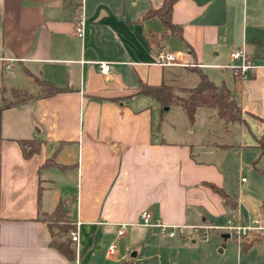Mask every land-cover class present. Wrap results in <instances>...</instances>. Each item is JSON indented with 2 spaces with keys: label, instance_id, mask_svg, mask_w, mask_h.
<instances>
[{
  "label": "crops",
  "instance_id": "1",
  "mask_svg": "<svg viewBox=\"0 0 264 264\" xmlns=\"http://www.w3.org/2000/svg\"><path fill=\"white\" fill-rule=\"evenodd\" d=\"M163 2L0 0V97L30 98L0 111V264H264V229L239 245L220 232L189 242L140 225L150 211L167 226L220 227L234 218L264 228V0H177L171 20L182 38L146 17ZM160 49L193 68L154 65ZM240 49L261 66L247 80L228 68ZM103 62L112 64L108 75ZM197 71L230 90L241 122L226 125L199 108L194 124L184 112L163 127L161 105L141 88H192ZM43 84L62 92L41 97ZM199 111L206 122L196 133ZM26 141L41 143L29 158ZM50 160L55 166L46 167ZM246 172L253 180L236 183ZM60 202L79 235L75 261L51 246L40 220ZM111 233L127 237L130 249L109 254L112 242L102 252ZM133 247L146 252L132 259Z\"/></svg>",
  "mask_w": 264,
  "mask_h": 264
},
{
  "label": "trees",
  "instance_id": "2",
  "mask_svg": "<svg viewBox=\"0 0 264 264\" xmlns=\"http://www.w3.org/2000/svg\"><path fill=\"white\" fill-rule=\"evenodd\" d=\"M176 2L177 0H164L160 9L150 11L146 17H158L170 34L182 38L183 28L175 26L171 20L172 11ZM197 74L200 77V82L195 87L176 90L172 85L164 83L158 87L143 86L140 93L153 97L161 105L162 109L171 107L182 108L191 124L195 123L196 113L199 108L215 110L219 119L226 125L241 122L242 108L238 101L232 97L230 90L225 85H217L202 71H197ZM42 86L46 91L43 92L41 97L62 92V90L53 85L43 84ZM47 90L49 91L47 92ZM13 93L16 94L17 91H13ZM29 100L30 98L25 95L21 100L12 101L11 104L0 107V111ZM21 145L24 150V156L29 158L33 153L37 152L41 143L26 141L22 142ZM262 154H264V150ZM50 166H55L54 160L46 163V167ZM213 189L224 196L223 192L217 187L213 186ZM40 220L47 223L50 229L52 236L51 246L70 261H75L76 248L70 236L71 232L75 230V225L70 217L67 204L60 202L54 213L42 214L40 215ZM121 264L135 263L133 260H130Z\"/></svg>",
  "mask_w": 264,
  "mask_h": 264
},
{
  "label": "built area",
  "instance_id": "3",
  "mask_svg": "<svg viewBox=\"0 0 264 264\" xmlns=\"http://www.w3.org/2000/svg\"><path fill=\"white\" fill-rule=\"evenodd\" d=\"M84 32V21L81 20L76 24V33L79 37L83 36ZM233 65L228 68L234 73V75L241 79L247 80L252 74L261 68V66L254 60V58L249 55L244 49L235 51L232 55ZM154 65L160 67H190L189 63L179 61L178 55L167 50L160 49L153 53L152 56ZM8 62H12L11 60ZM99 68L104 75H108L112 70V64L108 62H103L99 64ZM6 72L12 74V66L8 64L6 67ZM140 225L148 229L157 230L162 236L168 237L170 239H182L189 242L200 241L202 243L210 242V233L220 232L230 235V238L235 239L236 242L241 245L246 239L250 237L253 232L261 231L264 228L261 226V222L253 220L248 224L240 223L234 218H229L225 225L220 227H187V226H167L160 219L153 216L150 211H144L140 217ZM126 225H122L119 230L118 236L121 237L125 234ZM71 239L74 243H78L79 235L76 231L71 232ZM116 249V244L113 243L109 248V254H113Z\"/></svg>",
  "mask_w": 264,
  "mask_h": 264
},
{
  "label": "rangeland",
  "instance_id": "4",
  "mask_svg": "<svg viewBox=\"0 0 264 264\" xmlns=\"http://www.w3.org/2000/svg\"><path fill=\"white\" fill-rule=\"evenodd\" d=\"M187 63V62H186ZM192 67V66H191ZM193 68V67H192ZM181 85V86H180ZM180 85H172L176 90L177 89H186V84H180ZM186 85V86H185ZM25 95L23 93H13L12 91L11 92H8V93H2L1 95V100H0V107H4V106H7L9 104L12 103V101H18V100H21L23 99ZM205 111V110H203ZM204 113V112H202ZM163 114H164V123H163V127H165V129H170V121L171 120H174L178 115L180 114H183L184 115V111L181 109V108H173L171 109V111H166L165 112V108L163 109ZM198 121L199 123L197 124V127H196V133H198L201 128L203 127L201 122L204 121V118L200 116V111L198 113ZM206 122V121H204ZM258 174H255V176H257ZM257 177H261V176H257ZM239 178V180H238ZM242 178H246L247 181H252L253 180V174H251V172H246V173H243L241 175V177H238V175H236L235 177V182L236 183H241L242 185ZM263 179V178H261ZM241 180V181H240ZM71 236V235H70ZM216 239V237L214 238ZM116 240V233H111L109 235V237L105 240V243H104V246H103V250H107L109 245L112 243V242H115L116 246H117V250L118 252H127V250L130 249V246H129V242H128V238H124L122 240H118V241H115ZM199 246H201L199 244ZM134 248V247H133ZM137 250H140L142 253H145L146 252V249H142L140 247H135L134 249H132V251H130V254L134 253V252H137ZM102 254V253H101Z\"/></svg>",
  "mask_w": 264,
  "mask_h": 264
},
{
  "label": "water",
  "instance_id": "5",
  "mask_svg": "<svg viewBox=\"0 0 264 264\" xmlns=\"http://www.w3.org/2000/svg\"><path fill=\"white\" fill-rule=\"evenodd\" d=\"M170 108H165V111H169ZM226 239H228L230 237V235L226 234L224 235ZM138 256L137 252H134L131 256L132 259H135Z\"/></svg>",
  "mask_w": 264,
  "mask_h": 264
}]
</instances>
